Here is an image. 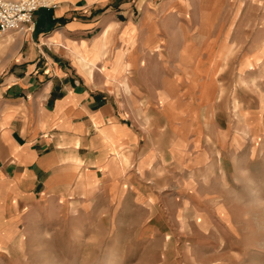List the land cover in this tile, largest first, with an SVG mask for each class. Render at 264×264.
Here are the masks:
<instances>
[{
    "label": "crops",
    "instance_id": "0c3cea01",
    "mask_svg": "<svg viewBox=\"0 0 264 264\" xmlns=\"http://www.w3.org/2000/svg\"><path fill=\"white\" fill-rule=\"evenodd\" d=\"M60 1L31 34L0 33V264H32L43 213L144 207L162 177L220 167L227 145L264 152V0ZM232 52L236 94L253 98L237 127L214 121Z\"/></svg>",
    "mask_w": 264,
    "mask_h": 264
},
{
    "label": "rangeland",
    "instance_id": "374dc122",
    "mask_svg": "<svg viewBox=\"0 0 264 264\" xmlns=\"http://www.w3.org/2000/svg\"><path fill=\"white\" fill-rule=\"evenodd\" d=\"M49 1L46 10L61 2ZM232 53L221 81L226 93L222 115L214 121L237 127L241 122L235 117L251 107L253 98L236 94L245 88L233 78ZM178 129L184 134L185 128ZM231 130L245 137L244 127ZM212 147L209 152L216 153ZM234 147L227 145L220 167L214 155L203 175L187 177L178 171L162 177V190L152 192L157 200L144 207L126 198L116 206L99 207L94 212L98 219L83 215L78 216L81 222L60 224L47 222L49 213H43L26 241L27 259L32 264H264V152L250 159L245 143L236 144V153ZM189 150L182 145L184 157ZM189 178L194 180L192 191Z\"/></svg>",
    "mask_w": 264,
    "mask_h": 264
},
{
    "label": "built area",
    "instance_id": "2783aa9c",
    "mask_svg": "<svg viewBox=\"0 0 264 264\" xmlns=\"http://www.w3.org/2000/svg\"><path fill=\"white\" fill-rule=\"evenodd\" d=\"M47 6L42 0H0V33H32L34 12Z\"/></svg>",
    "mask_w": 264,
    "mask_h": 264
},
{
    "label": "bare ground",
    "instance_id": "6f19581e",
    "mask_svg": "<svg viewBox=\"0 0 264 264\" xmlns=\"http://www.w3.org/2000/svg\"><path fill=\"white\" fill-rule=\"evenodd\" d=\"M42 1H43L44 4L46 3L47 5L49 4V2H51L49 0H42Z\"/></svg>",
    "mask_w": 264,
    "mask_h": 264
}]
</instances>
